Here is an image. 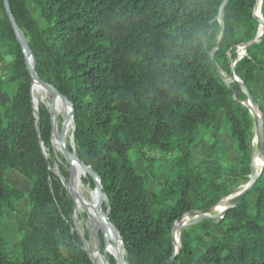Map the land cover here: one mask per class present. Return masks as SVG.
Here are the masks:
<instances>
[{"label": "trees", "instance_id": "trees-1", "mask_svg": "<svg viewBox=\"0 0 264 264\" xmlns=\"http://www.w3.org/2000/svg\"><path fill=\"white\" fill-rule=\"evenodd\" d=\"M222 1L7 0L36 75L71 106L76 156L99 180L106 198L101 209L108 210L127 264H264V168L213 229L198 234L196 223L183 227L175 254L170 235L180 218L211 209L250 173L254 125L241 104L247 96L222 73L232 71L250 93L255 72L264 73V0L259 37L257 0H226L219 14ZM240 44L246 54L236 61ZM0 45L11 57L8 80L16 82L0 109V225L4 210L16 211L23 198L5 181L6 171L31 182L23 215L28 232L10 246L0 228V264H93L71 229V198L43 154L41 144L51 152V117L42 105L34 114L25 56L3 0ZM254 100L264 135V109ZM220 111L238 161L224 167L204 158L191 165L200 128H214ZM145 148L178 154L169 166L174 176L157 191L147 190L128 156ZM88 182L94 186L91 177Z\"/></svg>", "mask_w": 264, "mask_h": 264}, {"label": "rangeland", "instance_id": "rangeland-1", "mask_svg": "<svg viewBox=\"0 0 264 264\" xmlns=\"http://www.w3.org/2000/svg\"><path fill=\"white\" fill-rule=\"evenodd\" d=\"M257 1L259 3V0ZM29 7H30L32 14L36 16L37 15L36 9L32 5H30ZM10 70H11V57L7 54L4 48L0 45V109L6 106L10 102V98L16 89V82H11L8 80L10 76ZM222 76L225 77L226 79H229L231 77V74L226 75L222 73ZM258 83L264 84V80L258 79ZM263 94H264V90H263ZM41 105L45 106L43 103H41L40 106ZM38 107L39 105L37 106V109ZM66 107L68 106L64 104V108ZM64 108L60 107L59 113L55 115V117L53 115V119L54 118L56 119L59 127L62 126V122H63L62 112L64 111ZM255 113L257 112L255 111ZM255 147H256L255 140H253L252 153L255 151ZM191 149H192V154H191L192 156L190 159L191 165L196 164L199 160L204 159V158L205 159H208V158L215 159L216 158L219 161H221L224 167H228L231 163L238 161L240 157V153L236 149L235 138L233 137L230 131V123L228 119L225 117V114L223 111H220L218 113V117H217L214 128H210V127L200 128L199 138L191 146ZM43 151L45 154V158H46V153L52 154V148L50 152L46 149L44 145H43ZM177 155L178 154L176 152L164 153L159 150L146 149V148L142 150L141 154L137 153L134 149H130L128 152V156L132 164L134 165L136 171L143 176L148 191H157L161 187L162 181L165 177L172 178L174 176L173 172L169 169L170 168L169 166H170V163L173 161V159ZM256 157H258L260 161V166L258 167L256 171V174H258L262 164H261L260 157L258 155L255 156V158ZM60 170L61 172L63 171L65 174H67L62 165H60ZM4 178L7 183L12 185L13 187L20 189L23 192V198L15 204L16 211L4 210V217L0 225L2 233L5 237V240L10 246H13L16 242H18L22 238V236H24L28 232V228L26 227V224L24 222L23 215L28 212L29 207H30L27 194L30 190L31 182L28 178L24 177L22 174H20L14 169H8L5 173ZM248 179H249V176H248ZM245 184L246 183H244V180L238 179L236 182V185H237L236 187H242ZM259 185L260 186L264 185V172L261 178L259 179ZM229 198L230 197L224 198L221 201L220 206L215 208V212L221 211V209L225 206ZM249 199L254 200V196L249 197ZM103 201L104 200H102V203ZM71 202H72V199H71ZM74 208H75V204L72 202V213L74 211ZM191 218L192 216H190L189 214H186L182 220L175 223L177 225L175 230H178V232L180 233L178 226L185 223ZM70 221H71L70 222L71 229L72 231H74L71 216H70ZM214 225L215 224L210 220H201L196 223L197 233L202 234V232L205 230H211L214 228ZM219 231H220V228L216 229L217 233ZM103 235L104 234L102 233H100L99 235L100 249L102 253L107 257L108 264H110L109 258L111 259L113 258H112L111 253L107 251ZM173 236H174V233H173ZM178 245H179V238L177 241L176 248L178 247Z\"/></svg>", "mask_w": 264, "mask_h": 264}, {"label": "bare ground", "instance_id": "bare-ground-1", "mask_svg": "<svg viewBox=\"0 0 264 264\" xmlns=\"http://www.w3.org/2000/svg\"><path fill=\"white\" fill-rule=\"evenodd\" d=\"M257 7V13H259V3L256 5ZM27 60L29 64H32L30 56H27ZM31 103L34 111H36L37 106L41 103L48 109H53L54 117L59 113L60 107L64 108V104L58 96L52 97L48 90L34 79L31 81ZM68 113V107L64 108L61 127H59L56 119H53V132L50 138L52 154L46 153L49 171L59 177L68 195L69 192L72 193L71 199L75 204L74 211L71 214L73 229L81 238L84 250L91 261L95 264H108L107 257L100 249L99 235L102 233L104 234L107 251L111 253L116 264H127L120 238L116 230L107 220L106 213L101 209L102 201L100 202L101 190L99 183L95 182L94 186L91 187L88 182L89 176L95 179L96 176L94 174L90 175V169L86 170L76 156L71 121L68 118ZM62 145L70 151L71 158L67 159L63 155L61 151ZM260 160L262 164V159L260 158ZM254 163L257 171L260 166L258 157L255 158ZM60 165L64 167L67 174L64 175L61 173ZM173 233V243L176 248L179 232L175 230Z\"/></svg>", "mask_w": 264, "mask_h": 264}, {"label": "water", "instance_id": "water-1", "mask_svg": "<svg viewBox=\"0 0 264 264\" xmlns=\"http://www.w3.org/2000/svg\"><path fill=\"white\" fill-rule=\"evenodd\" d=\"M225 2H226V0H223L221 2L220 6H219V14L222 13V8H223V5L225 4ZM3 6H4V9H5V13L7 15V18L9 20V23H10V25H11L13 31H14V34H15V36L17 38V41L19 42V44H20V46L22 48V52H23V54L25 56V62H26L27 70H28V73H29L31 81L34 79V80L40 82L41 85L48 90V92L50 93V95L52 97L58 96L59 99L61 100V102L68 106V109H69L68 118H70L72 120V109H71V106L68 103L67 99L65 97H63L61 94H59V92L51 84L39 79V77L36 75V73H35V62L33 60L31 52L29 50L28 43H27L25 37L23 36V34L21 33L20 29L18 28L17 24L15 23L14 17L12 16V14L10 12V8H9L7 0H3ZM259 6H261V0H259ZM260 17H261V20H260L258 31H257V37H259L262 34V32H263V23H262L261 11H260ZM251 43H253V41ZM217 46H218V44H217ZM27 56L31 57L32 64H29V62L27 60ZM213 65L215 67L214 63H213ZM230 74H231V77L229 79L224 78L223 81L226 84H229L230 82H232L235 85H237L238 87H240L242 89V91L245 92V94L247 96V100L245 102H242L241 104L245 105L248 108L249 113L251 114L252 119H253L254 140H255L256 147H255V151L252 153L251 159H250L249 179L246 182V184L244 186H242L239 190H237L234 193H232V194L227 196V197H230V198L226 202L225 206L221 209V211L215 212V208L220 206L221 201H222L223 198L218 202L217 205H215L214 207H212L211 209H209L207 211H204V212H190L189 215L192 216V218L189 219L188 221H186L185 223L179 225V230H181L185 226L193 225V224H195V223H197V222H199L201 220H210L213 223L217 224L218 223V219H221L226 214V212L229 209L234 208L236 206V204L238 202H240L245 197V195L252 189V187L256 183L258 177L260 176V174H261V172H262V170L264 168V135H263V126H262L261 112L258 109V105L255 102L253 95L242 85V82L238 80L237 76L232 71H231ZM255 111L257 113H255ZM48 112H49V115L51 117L52 132H53V115H54L53 114V109H48ZM34 114H35V116H37V110H36V113H34ZM41 148H42V151H43L42 144H41ZM61 151H62L63 155L67 159L71 158L72 155H71L70 151L68 149L64 148L63 145L61 147ZM43 154H44V151H43ZM257 155L262 159V166H261L258 174H256L255 163H254V158ZM44 156H45V154H44ZM82 165H83V167L86 170L90 169L89 166H86L83 163H82ZM89 173H90V175L91 174L95 175V173L91 169H90ZM89 177H91L93 179L94 183L95 182L99 183V180H98L97 177H96V179L93 178L92 176H89ZM99 188L101 190L100 184H99ZM100 195H101L100 202L103 199H106L105 198V194L102 191H100ZM69 196H70V198L72 197V193L71 192H69ZM107 212H108V210L106 211V213ZM183 218H184V216L182 218H180L177 222H179ZM175 228H176V224L174 223L172 225V228H171V231H170V235H171L172 241H173V231H174ZM118 236H119V234H118ZM119 238H120V236H119ZM120 241H121V239H120ZM121 244H122V242H121ZM177 251H178V249L175 248V246H174V254L177 253ZM104 262H105V259H104ZM93 264H95V263H93ZM162 264H165V263H162Z\"/></svg>", "mask_w": 264, "mask_h": 264}, {"label": "crops", "instance_id": "crops-1", "mask_svg": "<svg viewBox=\"0 0 264 264\" xmlns=\"http://www.w3.org/2000/svg\"><path fill=\"white\" fill-rule=\"evenodd\" d=\"M258 79L264 80V73L263 72H255L254 81L251 85V93H252L253 97L260 103V105L264 109V94H263L264 84L258 83Z\"/></svg>", "mask_w": 264, "mask_h": 264}, {"label": "built area", "instance_id": "built-area-1", "mask_svg": "<svg viewBox=\"0 0 264 264\" xmlns=\"http://www.w3.org/2000/svg\"><path fill=\"white\" fill-rule=\"evenodd\" d=\"M246 44H240L236 47V61L240 60L246 54ZM239 80V79H238ZM240 81V80H239Z\"/></svg>", "mask_w": 264, "mask_h": 264}]
</instances>
